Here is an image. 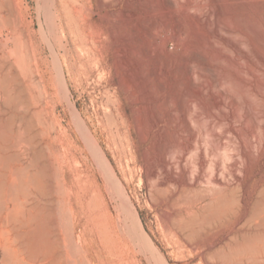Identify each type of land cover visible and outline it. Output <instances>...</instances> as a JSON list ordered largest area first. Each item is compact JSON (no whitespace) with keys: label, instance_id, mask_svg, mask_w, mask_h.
I'll return each mask as SVG.
<instances>
[{"label":"rangeland","instance_id":"1","mask_svg":"<svg viewBox=\"0 0 264 264\" xmlns=\"http://www.w3.org/2000/svg\"><path fill=\"white\" fill-rule=\"evenodd\" d=\"M156 1L0 0V264H264V214L250 218L255 203L264 210V194L258 196L264 158L248 180L253 195L246 211L202 215L197 210L205 202L192 204L196 192L175 201L174 186L158 185L164 173L147 177L159 165L157 147L173 134L175 119L165 109L146 112L122 65L144 54L148 67L160 43L179 62L188 43L186 52L203 59L205 80L226 75L225 127L205 114L195 119L182 111L176 120L189 122L209 161L224 160L263 134L255 114L264 113V95L257 93L264 84V0L230 11L221 0H196L192 10L177 0L173 19L186 30L179 45L170 27L145 32L162 17L150 13ZM217 23L223 40L210 46L204 34ZM238 42L243 56L231 47ZM221 50L228 59L218 58ZM235 62L257 67V79L240 75ZM172 91L167 85L165 94ZM212 128L223 143L215 150ZM180 210L185 220L196 213L193 228L176 216Z\"/></svg>","mask_w":264,"mask_h":264},{"label":"bare ground","instance_id":"2","mask_svg":"<svg viewBox=\"0 0 264 264\" xmlns=\"http://www.w3.org/2000/svg\"><path fill=\"white\" fill-rule=\"evenodd\" d=\"M211 1L214 2V0ZM221 2L225 6L227 11H230L233 6L240 5L241 2H248L249 5L250 3H252L253 5L261 3L260 0H221ZM153 4L154 5L151 8L152 11L150 12L151 15L152 16L161 15L162 17L159 19V22H156L155 25L149 28V31L146 29L145 32L154 34L155 32H157L159 28H162L164 26L170 27L173 30V40L175 41V43H177V45H179L181 43L180 41L181 33L185 29L182 26L183 24L181 25L179 23H176L175 20L173 19V14L175 13L177 7V0H166V1L157 0L156 3L154 2ZM197 6L198 3L196 0H186L187 9L192 10L195 9ZM194 18H196L197 21L204 23V17L194 16ZM219 29H220V24L217 23L213 29H210L208 31V33L204 32L206 33L204 34L205 41L210 46H212L214 42H217L218 40L219 41L223 40V37L221 36ZM234 30L240 34L245 32L243 31L244 29L239 27ZM238 43L231 44V47L235 51H237L240 54V56H243V52L240 50L241 49L240 43L239 44ZM254 44L256 50L258 49L257 51L263 50L262 48L260 49L257 46V43ZM165 46L166 45L164 43H160L159 45H157V47L155 46L156 47V49L154 50L155 57L153 63L149 65L150 67L148 66L149 68L146 67L147 63L145 64L146 58L145 57L142 58L144 54L141 56L139 55L140 57L135 56L133 60L130 59V61L127 62L129 64L122 62L123 68L128 69L130 78L135 82L134 84H136V86L139 89V93L141 94L140 96L142 97V101L144 102L147 110L145 111L146 112L150 111L152 113L155 110L161 111V109H165V111L167 110L170 116L173 119H175L173 123L174 127L172 130L173 134L169 137H164L163 135L164 139L162 140V142L160 144L158 143L160 140L157 142L159 144V147H157L159 151L158 157L160 159L158 162L159 165L156 166V168L150 169L148 171L146 170L147 177L158 179L157 177L159 175L158 172L160 171L162 172V176L160 177H163V173H164L166 175V178L159 180V184L158 183L157 184L161 186H166V190L168 185L172 187L174 186L178 190L177 197H174L176 193H172V197L175 201L184 192H188V193L196 192L197 200L192 204L194 206H197L199 203L205 202V205L202 206L201 208H198L197 210V213H200L202 215H204L205 212H207V213H212V214H208V216L210 215L218 216V214H220L224 210L227 211L228 209L229 211L230 209L234 210V208L237 210L244 209L246 211L247 206L249 204V199L253 195V189H251V187L249 186L248 180L249 181L252 180L255 176L254 174L255 164L261 162V158H264V124L263 126H261L262 127L261 130L263 131L262 132L263 134L261 136H255L256 144H253L249 140H245L243 142L242 147H237V146L234 147L231 150V152L228 155H226L224 160H220L218 157H214V159H211L209 161V155L207 149L206 151H204L201 146L194 143V132L192 130V127H190L189 122L183 119L184 120L183 122L176 124V120H177V116L182 111L188 113L190 116H192L195 119L201 118L200 116L205 114L207 116L212 115L213 122L215 123V125H221L222 127H225V123L223 122L225 120L220 115V113L223 110L222 108L227 98V94L223 88L228 82V78H226V75L224 76L221 74H216L215 81L209 82L205 80L206 78L205 73L207 72H205L204 70L205 68L204 69L202 68L204 64L201 61H203V59L200 60V58L195 54L186 52L188 51V49L192 48L191 44L187 43V45L186 44L184 45L183 47L184 55L179 62L174 61L173 58H170L167 55ZM130 50L131 52L132 51L136 52L135 55H137L139 48L138 46H134V47L132 46ZM150 52H152V50L149 51L148 53ZM261 53H263V51L260 52V54ZM126 54H124V56H126ZM133 54L134 53L132 52V55ZM217 54H219L218 58L220 55H222L221 56L222 58L223 57L227 58V56H225V54L222 53V50L218 51ZM238 63L239 62H235L234 64L237 65V67L235 66L236 68H239L240 71L237 69V72L240 75L244 72L243 74L247 73L249 76H251V78L257 79V75L259 76V74L257 73L259 69L257 67L253 68L254 66L248 65L250 68H245V66L243 68L241 66L243 63L242 64H238ZM258 63L256 62L257 65ZM262 65H264V63H262ZM206 68L209 69L208 67ZM239 74L235 75V77L233 75L234 81L239 82ZM148 82L156 83L157 92L153 90L151 84L148 85ZM258 82H260V80ZM167 85L170 86L171 89H174V91H172L174 93L170 92L168 95L165 94V88L167 87ZM258 85H260V89L257 92L258 95L259 96L264 95V84L260 82ZM180 91L182 92L180 93ZM206 99H209L208 103ZM250 102L253 101L250 100ZM255 119H259L260 120L259 122L264 123V113L261 112L255 114ZM192 123L194 124V121H192ZM165 128L166 127H164V129ZM210 144L213 150H215L216 148H221L223 145L221 135L216 134L213 128L210 130ZM189 153L190 154L193 153L191 161L189 158H187V155ZM245 183L248 184L245 185ZM164 188H162L163 191ZM262 194H264L263 189L260 190L258 196H261ZM177 205L179 206L180 204L178 203ZM15 207L17 208L16 205ZM261 208L262 209H260V205L258 207L257 203H255L251 211L252 216L250 218L252 220L254 217L260 214H264L263 207ZM187 211L188 210H186L185 213H187ZM226 211L224 213H226ZM176 213H177L176 216L182 219L184 226L186 228L188 229L193 228V226L195 225L196 213L194 214V216H192L193 213L190 214L191 217L188 220L184 219L183 212L181 210ZM9 214L11 215V212ZM205 217L207 216L205 215ZM219 217L221 216L219 215ZM260 218L262 219V217ZM216 226L219 232H223V230L226 228L224 223H220V225H216ZM201 230L202 229H200L199 231ZM204 231L206 235L209 234V232H206V230ZM225 245L231 246L230 244H226V243ZM240 245L244 246L245 243L244 244L241 243L239 245L237 244V248L238 246L240 247Z\"/></svg>","mask_w":264,"mask_h":264}]
</instances>
